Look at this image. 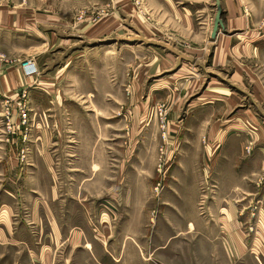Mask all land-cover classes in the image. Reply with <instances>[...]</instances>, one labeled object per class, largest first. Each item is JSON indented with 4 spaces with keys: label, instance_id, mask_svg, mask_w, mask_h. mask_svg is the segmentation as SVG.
Masks as SVG:
<instances>
[{
    "label": "crops",
    "instance_id": "0c3cea01",
    "mask_svg": "<svg viewBox=\"0 0 264 264\" xmlns=\"http://www.w3.org/2000/svg\"><path fill=\"white\" fill-rule=\"evenodd\" d=\"M216 1L220 9L221 26L211 38ZM93 4L97 9V19L91 27L101 30L102 36L105 30L109 34L122 23L134 30L140 44L145 43L176 60L207 58L211 63L213 60L219 63L222 59L248 58L252 53L250 40L241 39L244 35H250L252 26V20L248 18L242 0H93ZM212 7L214 10L211 14ZM52 26L50 16L37 13L33 7L21 4L8 7L0 4L2 39L6 32L23 33V48L14 55L6 54L10 58L0 55V95L15 94L20 89H27L29 94L37 93L40 89L38 87L46 85L43 82L47 79L51 80L50 85H54L59 80L57 77H62L68 62H62L60 68L54 71L51 58L43 63L42 67L47 71L38 73L42 76L37 74L39 77L36 75L21 78L19 72L21 61L36 60L33 35L37 29L48 31L45 35L48 36L46 39L49 43L51 38L56 36L55 27ZM38 69L37 72L40 71ZM249 73L231 72L229 83L226 85L234 86L236 94L227 92L225 84L218 86L207 83L204 95L198 99L202 101L200 104H204L202 109H205L209 116L203 119L200 115L205 113L204 111L188 113L190 108L187 107L185 117L180 119V123L177 122L183 125L186 131L181 136L175 134V131L168 133L170 138L175 134V140L179 136L175 148L180 157L173 170L175 178L167 182L156 201V216L160 217L152 238H149L150 225L146 223L147 207L151 203L147 197L148 184L143 185L146 189L143 195L134 199L131 196L130 181L125 183L118 203L127 204L126 209L133 203L140 208L141 214L134 233L135 240L139 245L140 254L151 253L150 257L154 260L151 263L147 258H142L143 261L139 259L135 246L129 241L123 242L122 246L118 245L117 251L114 252L116 245L109 243L108 233L90 236L85 232L81 198H85L87 194L82 187L86 184L80 187L77 198L72 201L79 211L71 210L70 205L65 208L66 212L55 211V206L64 203L56 196L55 187L52 186L48 175L52 154H57L60 150L54 146L52 140L56 137L51 131L53 121L50 120L49 113V108L56 103L51 99L42 101L40 97L31 94L33 101L29 102L33 106V113L28 150L33 159L32 164L28 165L27 178L24 176V179H19L20 170L16 162L4 158V151L7 156L17 153L13 138L10 144H0V212L5 213L1 214L4 218L0 221V264H256L249 256L248 246L243 242L242 230L253 222L250 216L253 213L260 223L256 224L258 239L264 242V221L261 223L264 217V194L258 190L261 195H257L260 198L257 197L258 200L255 201L259 206L252 207H245L243 196L256 193L251 190L245 179H264V144H261L264 141V131L252 115L236 113L227 120L229 111L245 100V97L237 92L241 91L239 89H242V79ZM177 78L179 83H176L175 87L172 86V90L178 93L167 96L175 108L176 104L180 107L184 96L199 84L198 80L185 83L188 81L187 77ZM247 79L252 81V77ZM252 89L258 91L254 87ZM168 90L173 93L170 88ZM45 94L50 96L48 92ZM254 97L260 102L264 101L263 96ZM174 98L176 104H173ZM173 114L171 116L176 119L175 112ZM241 117L249 118V123L257 128L256 132L253 131L252 135L247 136L253 140L256 147L251 152L249 161L243 159L244 138L242 133L237 131L244 126ZM198 123L207 130L197 133L195 128ZM78 124L82 128L80 121ZM202 138L207 142L205 147L200 144L199 140ZM73 153L78 156L82 151L77 147ZM100 171L101 168L96 163L87 162L84 175H80L81 170L75 172L77 183L87 179L88 172H92L95 179ZM197 173L209 175L207 181L206 178L203 180L204 186L207 185L210 189L206 193L202 218L196 211L197 187L200 181L197 179ZM101 179L103 194H107L115 183L108 178ZM135 207L136 205L133 206L134 209ZM74 218L77 221L75 224L67 222ZM259 226L262 227L259 229ZM130 232L132 233H128L127 228H120V236L133 234V231Z\"/></svg>",
    "mask_w": 264,
    "mask_h": 264
},
{
    "label": "rangeland",
    "instance_id": "374dc122",
    "mask_svg": "<svg viewBox=\"0 0 264 264\" xmlns=\"http://www.w3.org/2000/svg\"><path fill=\"white\" fill-rule=\"evenodd\" d=\"M242 1L248 18L252 20L250 35H244L241 38L242 41L250 40L251 58H229L222 59L219 63L213 60L211 63L207 58L192 61L176 60L154 47L150 48L145 43L140 44L139 37L134 30L122 23L118 24L109 34L105 30L102 36L101 30L98 31L97 28L92 29L91 27L97 19V9L93 0H0V4L8 7L13 4L33 7L37 13L48 15L52 19V27H55L56 31L55 38H51V41L47 43L46 37L48 36L45 34L48 31L43 28H38L36 34L33 35L36 43L34 63L40 70L37 74L47 71L42 66L45 61H49L47 60L49 58L53 59L52 70L54 71L60 68L62 62H68L62 77H57L59 80L54 85H50L51 80L47 79L43 82L46 85L39 86L38 88L42 90H37V93L29 94L27 89H20L18 93L16 92L17 94L0 95V144H10L14 140L17 149L21 146L27 149V154L22 160L17 158L16 154L7 156L4 151L5 159L9 158L16 162L20 170L19 179H24V176L27 178L28 165L32 164L33 157L28 150L30 138L21 144L16 135L13 140L6 135L4 113L7 109L10 114L15 115L19 95L24 92L23 99L29 109V119L33 113L31 94L40 97L42 101L51 99L56 103L49 108L50 120L53 121L51 124L53 128L49 129L56 137L52 139L54 146L60 150L57 154H52V165L48 175L52 186L55 187L56 196L64 203L55 206V211L63 213L69 205L71 210L79 211L72 201L77 198L80 187L86 184L82 187L87 194L85 198H81L83 199L85 232L90 236L103 234V232L108 233L107 240L110 244L116 245L114 252L117 251L118 245L122 246L123 242L129 241L135 246L139 259L147 258L149 263L154 261L150 257L151 253L142 252L140 254L139 245L135 240L134 233L141 214L140 208L133 203L129 205V209H126L127 204H120L118 201L121 199L128 180L132 186L131 196L134 199L143 195L146 190L143 185L148 184L147 197L151 203L147 207L146 223L150 225L149 238H152L160 217L156 216V201L167 182L175 178L173 170L180 157L175 143L178 144L179 136L186 131L185 127L178 123L181 118L185 117L187 107L190 108L188 113L204 111L205 113L200 116L203 119L209 116L207 111L202 109L204 104H200L202 101L198 99L204 95L206 84L210 82L211 85H226L229 83L232 71H249L250 73L242 79V89L241 87L239 89L241 91L237 92L244 96L245 100L229 111L227 120H230L236 113L245 116L252 115L264 131V101L260 102L254 97L257 95L259 98L262 96L264 98V0ZM213 10L212 7L211 14ZM6 33L3 39L0 35V55L10 58L6 54L14 55L23 48L21 43L23 33ZM19 72L21 78H27L21 71ZM178 76L187 77L188 81L185 79L187 81L185 83L198 80L199 84L184 96L180 107L177 106L174 98L175 108L167 96L178 93L172 90V86L175 87L176 83H179ZM248 77H252V81L247 79ZM252 87L258 91H253ZM169 88L173 93H170ZM225 90L236 94L234 86H227ZM43 91L48 92L50 96H46V92ZM189 104L191 106H188ZM159 106H163L165 110L166 146L160 138V122L157 115ZM174 112L176 119L171 116ZM248 119L243 118L244 126L237 130L244 138L242 145L245 161L251 159V152L256 148L253 140L248 139L247 136L252 135L253 131L256 132L257 128L249 123ZM79 121L82 128L79 127ZM190 129L189 127L188 132ZM206 130L200 123L195 128L197 133ZM170 131H175V134L179 135L175 136L176 140L174 139L175 134L173 138H170L171 136L168 135ZM77 136H79L78 139ZM202 139L199 140L200 144L205 147L207 142L204 138ZM261 144L263 145L264 141ZM77 147L82 151V154L78 156L73 153ZM161 147L162 155L159 153ZM245 148H249L247 153L244 151ZM159 161L163 163V167L160 173H157L156 167ZM87 162L96 163L101 168L100 174L93 179V173L88 172L86 173L87 179L77 183L75 172L81 170L80 175H84ZM207 174L204 176V173H197V179L200 181L197 187L196 211L201 218L204 217L203 207L206 193L210 189L203 183L204 178L206 181L209 179ZM101 177L108 178L109 181L115 183L107 194H103ZM245 182L251 186L253 192H256L251 196H243L245 207L259 206L255 200L257 197L260 198L257 195L264 194V179L262 177L255 180L249 178L245 179ZM258 190L262 193L259 194ZM77 206L80 207L79 204ZM3 213V211L0 212V221L4 218L1 216V214L5 215ZM263 218L261 223L264 221ZM255 219L254 216L253 220ZM67 222L75 224L77 221L74 218ZM258 223L256 219V224ZM261 227L259 226V229ZM120 228H127L128 233L133 231V234L120 236ZM242 234L243 242L248 246L249 256L256 264H262L264 262V242L246 234L244 228ZM113 255L117 256L116 253Z\"/></svg>",
    "mask_w": 264,
    "mask_h": 264
},
{
    "label": "built area",
    "instance_id": "2783aa9c",
    "mask_svg": "<svg viewBox=\"0 0 264 264\" xmlns=\"http://www.w3.org/2000/svg\"><path fill=\"white\" fill-rule=\"evenodd\" d=\"M19 68L22 74L25 77H31L37 75V68L35 63L31 60H24L19 63ZM24 92L19 95L18 103H16V113L15 115L10 114V112L6 109L4 115V127L6 135L13 138L16 135L18 141L21 144L27 142L26 139L29 138V132L31 129V119L28 118L29 109L26 102L23 99ZM165 110L163 106H159L157 108V115L160 122V138L161 142L164 146L167 144V131L165 129V119H164ZM167 128V127H166ZM249 148H245L244 151L247 153ZM160 155H162V147L159 149ZM27 154V149L24 146H21L17 149V158L22 160L25 155ZM163 167V163L159 161L156 167V172L160 173ZM251 218H254V214H250ZM246 234L250 235L254 239H258L257 230H256V219L253 220L249 225L246 227Z\"/></svg>",
    "mask_w": 264,
    "mask_h": 264
},
{
    "label": "water",
    "instance_id": "95a60500",
    "mask_svg": "<svg viewBox=\"0 0 264 264\" xmlns=\"http://www.w3.org/2000/svg\"><path fill=\"white\" fill-rule=\"evenodd\" d=\"M221 23H220V9L218 2L216 1L215 3V14L213 18V24H212V29H211V34L210 37L213 38L215 35V32L217 31L218 28H220Z\"/></svg>",
    "mask_w": 264,
    "mask_h": 264
}]
</instances>
